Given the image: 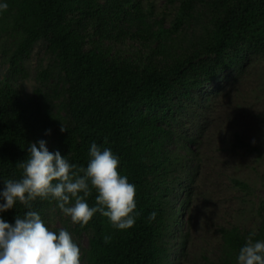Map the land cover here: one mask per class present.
Instances as JSON below:
<instances>
[{"label":"trees","instance_id":"1","mask_svg":"<svg viewBox=\"0 0 264 264\" xmlns=\"http://www.w3.org/2000/svg\"><path fill=\"white\" fill-rule=\"evenodd\" d=\"M7 3L0 11V188L3 180L21 178L18 164L31 142L46 140L50 151L78 166H86L92 142L110 147L136 186L132 227L115 229L99 212L81 226L54 200L37 198L32 209L49 226L61 219L80 246L81 264H171L172 233L198 169V141L186 123L222 82L264 60V0ZM35 51L42 57L33 60ZM253 151L264 155V135ZM234 182L253 194L251 183ZM97 194L93 188L90 206ZM27 210L17 202L0 216L14 223ZM249 217L255 227L220 229L218 264H236L250 232L264 240V197L251 204ZM187 239L179 243L181 254Z\"/></svg>","mask_w":264,"mask_h":264},{"label":"rangeland","instance_id":"2","mask_svg":"<svg viewBox=\"0 0 264 264\" xmlns=\"http://www.w3.org/2000/svg\"><path fill=\"white\" fill-rule=\"evenodd\" d=\"M38 52L33 60L42 57ZM4 68L0 62V77ZM26 87L30 92L33 82ZM186 128H191L198 141V157L193 161L198 169L188 209L172 233L169 260L171 264H218L220 229L232 224L255 227L257 222L249 217L251 204L264 197V155L253 151L264 135V60L253 61L238 77L222 82ZM236 179L251 183L253 194L240 190ZM51 227L62 228L63 222L55 217ZM185 234L186 251L181 254L179 243ZM82 244L87 245L86 237Z\"/></svg>","mask_w":264,"mask_h":264},{"label":"clouds","instance_id":"3","mask_svg":"<svg viewBox=\"0 0 264 264\" xmlns=\"http://www.w3.org/2000/svg\"><path fill=\"white\" fill-rule=\"evenodd\" d=\"M8 7L7 0H0V11ZM27 152V159L18 164L21 178L3 180L0 188V213L17 202L28 209L23 216L16 215L14 223L0 216V264H81V249L71 233L63 227L52 228L32 209L37 198L54 200L64 216L81 226L97 212L115 229L135 224L139 215L135 211L136 186L120 171L119 157L110 147L92 142L86 166L70 162L59 150L50 151L44 139L31 142ZM93 188L98 194L90 206L87 197ZM156 215L153 211L149 219ZM254 236L253 231L246 237L236 264H264V240H254ZM103 239L108 243L111 236Z\"/></svg>","mask_w":264,"mask_h":264}]
</instances>
